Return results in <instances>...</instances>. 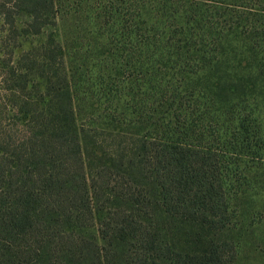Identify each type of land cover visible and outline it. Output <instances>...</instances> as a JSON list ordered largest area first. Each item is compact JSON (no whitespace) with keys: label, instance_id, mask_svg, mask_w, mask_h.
Returning <instances> with one entry per match:
<instances>
[{"label":"trees","instance_id":"obj_1","mask_svg":"<svg viewBox=\"0 0 264 264\" xmlns=\"http://www.w3.org/2000/svg\"><path fill=\"white\" fill-rule=\"evenodd\" d=\"M187 2L201 66L221 76L208 82L212 104L200 114L183 101L173 111L155 104V116L174 121L165 134L152 127L142 149L161 164L167 206L210 222L238 184H225L228 153L264 159V0H137L139 31L144 14L153 19L150 56L162 19ZM0 29V264H104L55 0H0ZM230 88L237 98L221 113Z\"/></svg>","mask_w":264,"mask_h":264},{"label":"rangeland","instance_id":"obj_2","mask_svg":"<svg viewBox=\"0 0 264 264\" xmlns=\"http://www.w3.org/2000/svg\"><path fill=\"white\" fill-rule=\"evenodd\" d=\"M55 6L103 263L264 264V159L228 153L225 184L229 190L238 184L217 216L202 222L167 206L154 174L161 164L142 149L144 140L147 150L155 140L152 127L165 134L174 121L155 116V104L168 101L173 111L183 101L184 112L200 114L212 104L208 82L221 76L201 66L189 2L162 19L163 41L151 56L146 38L153 19L144 14L139 31L137 0H55ZM226 63L221 71L233 65ZM239 69L229 67V75L240 77ZM236 98L225 90L215 107L229 111ZM200 116V123L210 122Z\"/></svg>","mask_w":264,"mask_h":264}]
</instances>
